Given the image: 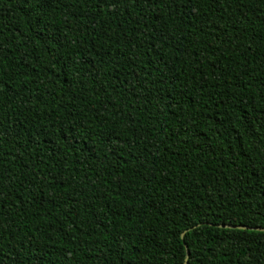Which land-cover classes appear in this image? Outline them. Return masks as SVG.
<instances>
[{
	"label": "trees",
	"instance_id": "1",
	"mask_svg": "<svg viewBox=\"0 0 264 264\" xmlns=\"http://www.w3.org/2000/svg\"><path fill=\"white\" fill-rule=\"evenodd\" d=\"M184 262L264 264V0H0V264Z\"/></svg>",
	"mask_w": 264,
	"mask_h": 264
},
{
	"label": "water",
	"instance_id": "2",
	"mask_svg": "<svg viewBox=\"0 0 264 264\" xmlns=\"http://www.w3.org/2000/svg\"><path fill=\"white\" fill-rule=\"evenodd\" d=\"M225 227H229V228H248L245 226H240V225H226ZM181 238L183 239V233L181 234ZM188 254L186 253V257H185V262L187 260ZM184 262V264H185Z\"/></svg>",
	"mask_w": 264,
	"mask_h": 264
}]
</instances>
